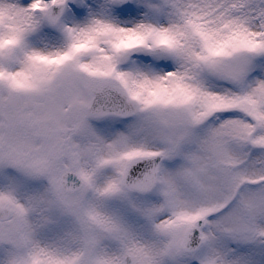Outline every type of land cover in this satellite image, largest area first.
<instances>
[{
    "label": "snow or ice",
    "instance_id": "6c2138e0",
    "mask_svg": "<svg viewBox=\"0 0 264 264\" xmlns=\"http://www.w3.org/2000/svg\"><path fill=\"white\" fill-rule=\"evenodd\" d=\"M0 264H264V0H0Z\"/></svg>",
    "mask_w": 264,
    "mask_h": 264
}]
</instances>
